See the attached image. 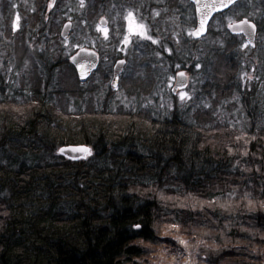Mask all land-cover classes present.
I'll return each instance as SVG.
<instances>
[{"label": "trees", "instance_id": "obj_1", "mask_svg": "<svg viewBox=\"0 0 264 264\" xmlns=\"http://www.w3.org/2000/svg\"><path fill=\"white\" fill-rule=\"evenodd\" d=\"M257 8L264 12V2ZM225 34L210 51L206 92L215 103L232 95L243 56L227 26ZM18 35L12 41L24 64L29 38ZM62 61L68 72L49 93L42 77L15 89L0 73V264H128L152 252L144 242L158 244L170 223L198 241L203 263L262 264L261 81L241 94L251 122L239 129L211 107L196 110L195 122L178 109L165 118L82 110L80 102L70 110V97L97 89L89 85L96 72L85 84ZM78 144L90 146L87 159L54 153Z\"/></svg>", "mask_w": 264, "mask_h": 264}, {"label": "rangeland", "instance_id": "obj_2", "mask_svg": "<svg viewBox=\"0 0 264 264\" xmlns=\"http://www.w3.org/2000/svg\"><path fill=\"white\" fill-rule=\"evenodd\" d=\"M262 2L264 0H246L222 17L217 16L210 25V34L196 41L187 35L195 26V16L184 0H83V7L81 0H56L53 7L51 0H0V73L6 81L13 80L15 89L21 87L22 81L29 84L38 76L39 80L42 77V89L49 93L56 82H62L61 75L68 72L62 60L69 58L76 49L89 46L98 50L101 56L99 70L89 84H95L97 89L78 100L70 97V110H75L80 102L82 110L129 111L165 118L178 109L182 118L195 122V111L210 105L218 119L243 129L251 119L247 118L240 97L253 89L254 82L261 81L258 98L261 107L264 106V78L261 77L264 74V12L257 8ZM128 12L136 13L133 23L144 25L145 36H150L151 40L142 38L137 43L135 34L127 32L125 17ZM157 12L159 16L155 15ZM241 14H247L245 16L249 19L260 23L263 33L259 34L252 48L246 41H241L242 44L236 41L240 46L235 51L243 54L236 86L227 100L215 103V92H211L213 100L206 92L207 83L213 80L214 53L210 51L222 46L227 40V24L240 19L237 17ZM101 18L108 21L104 27L108 29L107 36L97 30L103 27ZM67 19L73 21V29L65 41L60 37V30ZM43 22L46 29H42ZM17 34L18 38L24 35L29 38V42L23 44L28 48L24 64L19 62L16 45L12 41ZM57 36L61 44L57 42ZM125 37L131 43L125 44ZM36 49L38 53H33ZM118 56L127 59V66L117 89L112 91L109 83L112 66ZM20 64L21 68H17ZM197 64L200 65L198 69ZM179 70L187 73L188 84L172 93ZM181 92L193 97L192 101L183 102V107L179 99ZM51 99L56 100L54 96ZM258 120L264 122L263 114ZM54 153L61 154L59 150ZM159 232L158 244L144 242L152 252L128 264H206L198 255V241L184 235L178 225L164 224Z\"/></svg>", "mask_w": 264, "mask_h": 264}, {"label": "water", "instance_id": "obj_3", "mask_svg": "<svg viewBox=\"0 0 264 264\" xmlns=\"http://www.w3.org/2000/svg\"><path fill=\"white\" fill-rule=\"evenodd\" d=\"M189 1L194 5V8H195L196 25H195V28L193 30V31H195L200 27L199 21H200L201 12L203 11V8L202 7H196L195 6V0H189ZM239 1H241V0H225V3L227 4V7H225L223 4H221L220 0H200L201 5L203 3H209V5H211V3H213V2L216 3V5H217V10H214L209 14V17L205 23V28L207 29V31L201 37L205 36L208 33L210 23L216 14L229 10L235 3L239 2ZM54 3H55V0H51V5H53ZM241 21H247L248 23L243 24V23H241ZM100 23L103 27H105V26H107L108 21L105 18H101ZM251 25H255V28H252ZM66 26H70V27H66ZM72 27H73L72 21H70V20L65 21L64 24L62 25V28L60 31L61 38L64 39L65 35H67V37L69 38ZM227 29L232 34H243L246 38V41L250 45L255 44L256 34H257V25L255 24V22L253 20H250L249 18L244 17L240 20L229 23L227 25ZM241 29H243V31H241ZM201 37H199V38H201ZM199 38H195V39H199ZM89 53H94V55H89ZM72 57H76V63H73ZM69 60L76 69L79 81L84 83L87 81V79L92 74V72L98 67V64L100 61V56L95 49L82 47V48H79L74 54H72L70 56ZM120 60L125 61V64L118 69L117 68V62ZM126 63H127V61L125 58H120V59L116 60V62L114 63L113 77H112L111 82H110L111 89H116V87L118 86L119 81L117 82V85L114 87L113 86V80L117 75H119V79H120V76H121V74H122V72L126 66ZM80 64L84 65V67L82 69L79 67ZM181 72L184 73L183 77L180 76ZM81 77H83V79ZM181 80L183 81V83H180ZM187 84H188L187 74L184 71H179L176 75V82L172 88V92L175 93L178 89H181V88L187 86ZM84 149H87L88 151H84ZM59 151H60V153H62L63 155H65L66 157H68L70 159H81V158H84L88 154L91 153L90 152V146H88L86 144L65 145V146H62L59 149Z\"/></svg>", "mask_w": 264, "mask_h": 264}, {"label": "snow or ice", "instance_id": "obj_4", "mask_svg": "<svg viewBox=\"0 0 264 264\" xmlns=\"http://www.w3.org/2000/svg\"><path fill=\"white\" fill-rule=\"evenodd\" d=\"M221 4H223L225 7H227V4L225 3V0H220ZM195 6L196 7H202L203 11L201 12V17H200V21H199V25L200 27L195 30V31H190L187 33V35L189 37H195V38H199L201 37L206 31L207 29L205 28V23L209 17V14L214 11L217 10V5L216 3H211V5H209V3H203L201 5L200 0H195ZM81 7H83V0H81ZM156 16H159L160 13L157 12L155 13ZM136 17V13L135 12H128L127 16L125 17V20L127 21L128 27H127V32L131 35V34H135V36L137 37V43H139L140 39L142 38H146L148 40H151L150 36H145V27L144 25L141 24H134L133 21L135 20ZM141 19H144L143 16H141ZM17 20H19V16H17ZM241 23L243 24H247V21H241ZM18 27V25H17ZM66 27H70V26H66ZM252 28H255V25H251ZM98 31L102 32L105 34V36H107L108 33V29L104 28V27H98L97 29ZM241 31H243V29H241ZM68 37L67 35L64 36V40L67 41ZM131 43V41L125 37V44ZM153 43H159L158 41H153ZM244 47H247V45L245 44ZM121 51H125V49H121ZM169 52H171V50H168ZM89 55H94V53H89ZM73 63H76V57H72ZM125 64V61L120 60L117 62V68L119 69L121 66H123ZM79 67L82 69L84 67L83 64H80ZM177 67H179L177 65ZM200 67L199 64L196 65V68L198 69ZM180 76L183 77L184 73H180ZM83 79V77H81ZM119 81V75H117L114 80H113V86L115 87L117 85V82ZM180 83H183V81L181 80ZM179 99L182 102V107L184 106L183 102L186 101H192L193 97L189 96L186 92H181L179 94ZM208 107H211L210 105H208ZM63 151V150H62ZM84 151H88L87 149H84ZM246 155V153H245ZM139 227V226H137Z\"/></svg>", "mask_w": 264, "mask_h": 264}, {"label": "flooded vegetation", "instance_id": "obj_5", "mask_svg": "<svg viewBox=\"0 0 264 264\" xmlns=\"http://www.w3.org/2000/svg\"><path fill=\"white\" fill-rule=\"evenodd\" d=\"M173 1H175V0H173ZM184 1H186L190 5V7L192 8V13L195 16V10H194L193 4L189 0H184ZM231 36L232 37H237L240 41H246L244 35H242V34H240V35H233V34H231ZM257 38H258V31H257L256 41H257ZM240 44H242V42ZM240 44H234V45H236L237 47H239ZM109 86H110V83H109Z\"/></svg>", "mask_w": 264, "mask_h": 264}]
</instances>
